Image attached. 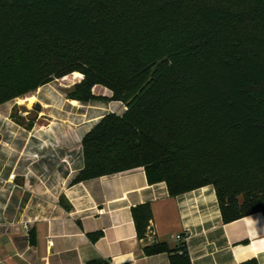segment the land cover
Masks as SVG:
<instances>
[{"label": "trees", "instance_id": "obj_1", "mask_svg": "<svg viewBox=\"0 0 264 264\" xmlns=\"http://www.w3.org/2000/svg\"><path fill=\"white\" fill-rule=\"evenodd\" d=\"M73 73L68 99L126 107L83 136L75 183L143 167L173 197L213 186L225 223L264 214V0H0V106Z\"/></svg>", "mask_w": 264, "mask_h": 264}, {"label": "crops", "instance_id": "obj_2", "mask_svg": "<svg viewBox=\"0 0 264 264\" xmlns=\"http://www.w3.org/2000/svg\"><path fill=\"white\" fill-rule=\"evenodd\" d=\"M49 85L18 105L21 122L12 101L0 106V264H174L182 244L190 264H264V214L225 223L213 186L173 197L143 167L75 183L82 138L110 111ZM142 205L152 217L139 238L133 210ZM159 244L168 250L147 253Z\"/></svg>", "mask_w": 264, "mask_h": 264}, {"label": "rangeland", "instance_id": "obj_3", "mask_svg": "<svg viewBox=\"0 0 264 264\" xmlns=\"http://www.w3.org/2000/svg\"><path fill=\"white\" fill-rule=\"evenodd\" d=\"M81 80H82L81 78H75L74 79L72 77H70L68 81H62L61 79H58V80L54 81L53 83H51L47 87V89H50L52 91L54 90L56 92H59L65 99H68L67 96H66L67 91L70 90V88L73 87V85H75L76 83L80 82ZM93 92L97 96V99L96 100H94V101H92L90 103H87V104H83V103H80V102L79 103L81 105H89V104H92L93 105V104H96V105H99V107L100 106L101 107H104V108H107L108 107V110L110 111V113L116 112L117 111V106L120 107V108H122L121 111L125 108V105L123 103L110 100L111 97H112V94H111V92L107 88H105L103 86H96L93 89ZM34 93H36V92H34ZM25 98H27V97L18 98L16 100L12 101V103H11V106L14 107L13 112L15 111L17 120L19 122L22 121V118L20 117L21 115H19L20 109L18 108V105L19 104H25V102H26L25 100H28V99H25ZM69 100H71V99H69ZM74 101H76V100H74ZM116 102H117V104H116ZM112 103H114V104H112ZM40 109H41V105L38 104V103L33 106V111L34 112H37ZM34 112H33V114H31V115H29L27 117L28 121L29 120H32L35 117V113ZM107 114H109V113H106L105 115H107Z\"/></svg>", "mask_w": 264, "mask_h": 264}, {"label": "built area", "instance_id": "obj_4", "mask_svg": "<svg viewBox=\"0 0 264 264\" xmlns=\"http://www.w3.org/2000/svg\"><path fill=\"white\" fill-rule=\"evenodd\" d=\"M14 178H15V174H12V175L10 176V179H14ZM98 213H99L100 215H103V214H104V210H99ZM174 239L177 240V241H180V242H184V241H185V237L182 236L181 234L176 235V236L174 237Z\"/></svg>", "mask_w": 264, "mask_h": 264}, {"label": "bare ground", "instance_id": "obj_5", "mask_svg": "<svg viewBox=\"0 0 264 264\" xmlns=\"http://www.w3.org/2000/svg\"><path fill=\"white\" fill-rule=\"evenodd\" d=\"M70 77H72L74 79L75 78H81V79L83 78V76L80 73H73L72 75L66 76V77L62 78L61 80L62 81H68Z\"/></svg>", "mask_w": 264, "mask_h": 264}, {"label": "water", "instance_id": "obj_6", "mask_svg": "<svg viewBox=\"0 0 264 264\" xmlns=\"http://www.w3.org/2000/svg\"><path fill=\"white\" fill-rule=\"evenodd\" d=\"M106 264H108V263H106Z\"/></svg>", "mask_w": 264, "mask_h": 264}]
</instances>
